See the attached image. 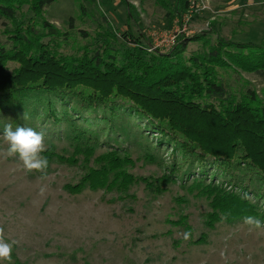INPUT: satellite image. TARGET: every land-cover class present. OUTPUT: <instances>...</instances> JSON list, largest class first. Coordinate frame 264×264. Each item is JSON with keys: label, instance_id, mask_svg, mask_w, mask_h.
Returning a JSON list of instances; mask_svg holds the SVG:
<instances>
[{"label": "trees", "instance_id": "obj_1", "mask_svg": "<svg viewBox=\"0 0 264 264\" xmlns=\"http://www.w3.org/2000/svg\"><path fill=\"white\" fill-rule=\"evenodd\" d=\"M57 1L0 0V131L11 123L43 132L47 172L55 162L83 170L66 185L72 194L126 193L141 182L161 193L181 181L208 201L216 221L254 217L264 224V99L250 87L235 90L220 74L264 80V42L212 43L197 35L168 53L149 52L131 29L92 37L76 29L73 16L63 30L46 16ZM188 6L179 0L168 16ZM87 10L80 5V17ZM134 19L140 25L131 9ZM77 35L87 42L77 45ZM200 41L205 50L187 55L188 45ZM150 135L156 150L172 148L184 162L176 156L161 177L130 172L135 160L122 141L149 144ZM147 156L155 162L153 153ZM237 169L240 175H233ZM245 171L252 175L249 187L241 179Z\"/></svg>", "mask_w": 264, "mask_h": 264}, {"label": "rangeland", "instance_id": "obj_2", "mask_svg": "<svg viewBox=\"0 0 264 264\" xmlns=\"http://www.w3.org/2000/svg\"><path fill=\"white\" fill-rule=\"evenodd\" d=\"M178 3L58 0L46 16L63 30L69 29L67 22L75 16L76 29L92 37L99 30L122 33L131 29L149 52L168 53L181 40L197 35L212 43L218 39L264 42V0H189L187 10L168 16ZM80 5L88 9L82 17ZM131 9L140 25L129 20ZM4 28L0 19V35ZM76 40L77 45L87 42L80 35ZM203 46L204 41L191 42L187 55L203 52ZM220 74L235 90L250 87L264 99V80L247 73L242 79L233 71ZM152 137L148 136L149 144L138 137L121 143L131 149L135 166L130 172L137 176L161 177L176 156L178 163L184 162L179 152L172 154V148L156 150L158 140ZM149 153L155 155L154 163L147 160ZM238 171L231 173L240 175ZM82 174L78 166L55 162L48 179L42 181L40 173H27L14 159L0 157V229L6 240L17 242L13 264H264V224L256 227L245 219L216 221L210 217L208 201L183 188L181 181L161 193L142 182L126 193L67 191L66 185L78 182ZM250 178L248 171L241 176L245 186ZM42 184L47 186L43 197L38 194Z\"/></svg>", "mask_w": 264, "mask_h": 264}, {"label": "clouds", "instance_id": "obj_3", "mask_svg": "<svg viewBox=\"0 0 264 264\" xmlns=\"http://www.w3.org/2000/svg\"><path fill=\"white\" fill-rule=\"evenodd\" d=\"M3 144L6 147L0 148V157L14 159L18 166L27 173H40V179H48L47 169L49 161L44 153L47 151L43 132H38L31 127L17 125L13 128L11 123L5 124L0 134ZM47 192V186L42 184L39 188V195L43 197ZM245 223L254 224L260 227V222L254 217L245 218ZM16 241L9 242L0 229V264H13L12 253Z\"/></svg>", "mask_w": 264, "mask_h": 264}]
</instances>
